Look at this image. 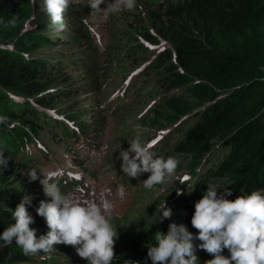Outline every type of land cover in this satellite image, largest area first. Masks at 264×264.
<instances>
[{"label":"trees","instance_id":"16d2710c","mask_svg":"<svg viewBox=\"0 0 264 264\" xmlns=\"http://www.w3.org/2000/svg\"><path fill=\"white\" fill-rule=\"evenodd\" d=\"M36 1L0 0V151L10 160L7 168L0 169V235L14 223L12 213L24 196L37 198L35 205H26L34 220L30 229L36 233L49 231L45 218L36 210L40 201L50 198L45 196L39 179L31 181L28 176L31 169L42 176L50 173L35 159L42 155L46 158L48 138H55L58 129L57 114L46 112L69 113L67 118L78 125H66L67 133L75 137L90 135L95 121L86 120L84 124L89 111L74 108L75 102L72 104L68 95L82 85L87 96L92 90L96 94L94 85L114 70L116 75H126L124 81L129 79L134 89L140 84L137 93L148 88L143 85L145 79L157 82L150 96L159 97L149 105L148 121L153 130L173 128L176 135L166 138V132H162L152 144H161V152L170 151L180 167L181 157L189 158L188 180L198 174V168L209 164V156L200 160L201 156L213 153L220 145L229 152L216 158L208 173L210 178L228 181L218 194L228 188L233 194L226 198L235 200L264 189V0H165L163 4L161 0H137V7L130 11L138 27L132 34L124 29L125 19L121 26L115 17H109L110 22H116L117 33L108 51L110 59L104 60L97 59V47L90 42V31L81 21L92 13L89 4L75 7L70 3L73 6L66 9L61 29L47 14L37 20ZM146 5L149 10H145ZM35 19L38 22L32 25ZM51 30L50 35L44 34ZM136 34L164 46L145 50L143 43H137ZM72 72L81 80L85 77V83L80 87L72 84L69 91L61 86L65 81H76ZM100 87L99 96L104 93ZM176 90L185 94L172 96ZM30 149L36 154L30 155ZM74 149L70 146L71 152ZM63 178L59 174L53 178L61 192ZM198 186L199 182L195 183L176 200L179 210L175 217L182 216L175 223L186 225L194 236L198 235L191 225L194 205L207 191L208 183ZM170 223L157 222L155 227H147L140 239H126L122 246L125 258L133 264H152L148 248L155 246L157 231L167 234ZM200 243L194 241L198 264H206L214 256L200 249ZM21 249L15 239L11 245L0 241V264L33 262ZM63 251L65 246L58 244L47 253L30 255L35 256V263L39 258L45 262L38 264H54L60 262L54 260L55 253ZM222 255L230 258L227 249Z\"/></svg>","mask_w":264,"mask_h":264},{"label":"clouds","instance_id":"9594fccd","mask_svg":"<svg viewBox=\"0 0 264 264\" xmlns=\"http://www.w3.org/2000/svg\"><path fill=\"white\" fill-rule=\"evenodd\" d=\"M39 1L36 2L39 3ZM164 1L161 0L159 3L163 4ZM42 2L46 12L44 13L49 15L51 22L59 25L61 29L64 27L66 9L69 5L73 6L70 3H74L75 7L76 5L89 4L92 13L86 20L83 16L81 21L83 23L86 21L84 27L90 31V42L92 41V44L97 47L95 48L97 59H110L108 51L113 47L114 39L112 34L111 43L106 51L100 54L98 46L93 41V34L95 36L96 33L93 30L94 25L90 22L93 15L101 12L105 18L110 15L115 17L116 22L123 23L124 20L121 16L123 14L126 21L124 29L127 30V33L132 34L138 29L134 23L136 18H132L130 12L137 7V0H110L104 9H101V5H105V0H42ZM124 10H129V12ZM145 10H149V5L145 6ZM118 12L119 14H117ZM116 22H111L113 27ZM151 34L154 36L153 33ZM135 37L137 43L149 45V48L151 45H155L154 47L160 50L164 46L162 45L164 43L151 44L145 41L140 34H136ZM139 70L140 68L137 71ZM82 79L80 77L84 84L85 77ZM125 81H129V79ZM156 84L157 82L148 78L146 87ZM94 86L99 87V82ZM84 89L86 87L82 85V94ZM88 94L91 93L88 91ZM55 112L52 111L50 115L54 116ZM56 114L59 116L57 124L62 136H72L71 132L67 133V126L71 128L73 124L67 118L69 113ZM73 131L76 132V130ZM76 136H73L72 139L76 148L78 147L80 150L79 143L87 135L78 134ZM78 136L80 138L77 140ZM154 139H159V137ZM152 140L144 144H141L139 140H133L129 143L130 147L120 153L121 168L125 175L135 178L142 173H149L148 179L142 183L146 189H152L155 185L162 184L166 177L175 172L179 164L175 157L167 159L156 157L157 148L155 146L157 145L153 146L152 143L155 141ZM65 150L67 157L77 153V151L71 152L70 147ZM47 154L48 152L45 155ZM74 158L77 157L74 156ZM9 161L3 151H0V169L7 168ZM55 175L56 173L50 172L46 176H42L36 169H31L28 172L31 181L39 179L45 196L50 198V201H40L36 210L37 214L46 220L49 228L47 234L37 239L36 230L30 229L34 220L29 215L26 205L31 204V197L24 196L12 213L14 223L3 231L0 241L4 245H11L15 239L16 245L22 248L24 256L33 262L35 256L30 254L47 253L52 250L54 245L65 244L74 247L73 250L66 248V251L77 252L74 254L73 263L80 264L81 258L88 264H112L115 258L114 246L118 239L117 229L112 223L115 205L109 199L113 195L112 189L104 187L98 195L95 192L88 196L83 194L67 195L61 192L59 184L54 181ZM185 179L188 178L185 177ZM116 194L121 199L124 198L125 189L122 185L117 188ZM176 194L179 196L183 192L177 191ZM232 194L228 188L223 189V192L219 194L217 189L208 188L202 198L195 203L191 225L197 230L198 235L194 236L183 223L175 222L169 224L167 234L157 231L154 236L156 244L148 248L147 253L152 264H198L197 246L194 245L196 240L201 242L198 246L200 249L214 256L206 264H264V189L253 191L246 196L240 195L235 200L226 198ZM175 204L176 206L168 207L164 201L161 211L158 213L157 222L162 224L166 219H171L172 214L175 215L179 210L176 202ZM8 210L10 211V209ZM181 216L182 213L176 218L179 219ZM225 249L229 251L230 258L222 255ZM61 253H55V256L63 259ZM40 262H45V259L38 258L37 263ZM125 264H133V262L125 261Z\"/></svg>","mask_w":264,"mask_h":264},{"label":"rangeland","instance_id":"374dc122","mask_svg":"<svg viewBox=\"0 0 264 264\" xmlns=\"http://www.w3.org/2000/svg\"><path fill=\"white\" fill-rule=\"evenodd\" d=\"M36 1V0H35ZM107 0L104 9L109 3ZM34 10L36 13L37 20H41L45 14L44 6L42 0L39 3H34ZM129 12V10H124ZM45 12V13H44ZM123 20L124 15L121 14ZM109 16L106 18L101 12L93 15L90 22L94 25L93 30L96 32L95 36L93 34V41L99 48V53L106 51L109 44L112 41V34L117 33V31L112 26L109 21ZM31 23L32 25L38 22ZM122 26V23H120ZM51 31H46L44 34L50 35ZM117 36V34H116ZM145 45V44H144ZM145 50L149 51V45H145ZM151 45L150 48H153ZM65 51V49H64ZM61 51H57V55H60ZM119 57H122L120 53H116ZM70 58H67L69 60ZM118 70V69H117ZM120 72V71H119ZM73 73V79L70 83L64 82L61 87H65L69 91L72 84L75 87H80L81 80L78 73ZM82 73V72H81ZM126 76V75H125ZM121 72L120 75L115 74V70L110 73H105L101 76L99 84L101 90L104 92L101 96L99 94H82V87L76 90V92H71L68 95L72 99V104L75 102L76 109H80L81 112L89 111L86 119H83V123L86 124V120L95 121L96 125L92 133L84 138V146L76 148L72 137L62 136L61 130L57 129L55 133V138H45L48 142V154L42 157H36L38 162L43 163L44 171L46 173H56L59 174L58 169H61L66 174L70 175V180L66 188L63 189V194L67 195H91L95 192L97 195L99 191L104 187H110L112 189L113 195L109 197L110 200L115 205V209L112 215V223L117 229L118 239L115 242L114 253L115 258L112 264H125V261H130L125 258L123 254V243L128 238H141L147 227L153 228L156 226L158 221V213L161 211V206L163 202L167 204L168 207L175 205L176 200L181 195L177 196V191H182L183 193L186 189L191 188L195 183L199 182L198 189L205 183H208V188H215L218 191L221 185L228 184V181L224 178L216 177L210 178L209 168L216 164L218 160L226 155L229 150L223 149L220 145L214 148L213 153H204L200 160H204L208 157L209 164L204 165L197 169L198 174L191 177L189 180V174L186 172L188 166L189 158L181 157L180 162L182 166L178 164L175 172L166 177L162 184L155 185L152 189H146L142 183L148 179L149 173H142L138 177L132 178L125 175L122 171L121 165L122 160L120 159V153L127 150L133 140H139L141 144L149 142L151 139L158 137L162 132H166V138L170 135L172 138L176 135L175 129L170 128L168 130L152 129L148 121L147 115H149V105L153 102L158 101V97H151L154 93L153 86L148 88H141L142 93H137V89L140 84L133 88L132 82L124 81V77ZM140 78H137L139 82ZM73 82V83H72ZM147 79L144 80L143 85H147ZM86 90V89H84ZM80 95H79V93ZM121 94V98L120 95ZM185 94L182 90H176L171 92L172 96H180ZM115 106V107H114ZM70 107V104H68ZM113 107L111 110L109 108ZM70 109V108H68ZM79 110V111H80ZM52 111H47L46 114L50 115ZM57 113V112H55ZM116 115V116H115ZM56 117H59L56 115ZM193 122V121H192ZM81 123L79 122V125ZM78 124L73 123L72 127H76ZM97 139V140H96ZM163 141V140H162ZM75 148L74 151L77 153L71 154L67 157L66 148ZM157 148L156 157H172L170 151L161 152V145L155 146ZM164 148V147H163ZM29 154V152H28ZM27 154V156H28ZM36 154V152L30 149V155ZM206 154V155H205ZM76 156L77 158H74ZM211 157V159H209ZM75 159V160H73ZM60 175V174H59ZM75 179V181H73ZM140 179V180H138ZM123 186L125 189V196L121 199L117 194V188ZM182 185V186H181ZM37 198L34 197L31 200V204L35 205ZM190 204V202H189ZM40 205V203H39ZM39 207V206H38ZM162 215V213H161ZM171 222H177V218L172 214L171 219H166ZM47 232L41 230L36 233L37 239L40 236L46 235ZM65 248L73 250L74 247L70 245H65ZM21 252L23 250L21 249ZM62 258L54 257V260L58 259L60 262H54V264H74V255L68 251H63ZM19 264H38L35 262H20ZM80 264H88L87 261L80 258Z\"/></svg>","mask_w":264,"mask_h":264},{"label":"bare ground","instance_id":"6f19581e","mask_svg":"<svg viewBox=\"0 0 264 264\" xmlns=\"http://www.w3.org/2000/svg\"><path fill=\"white\" fill-rule=\"evenodd\" d=\"M84 24H86V21L84 22ZM85 32V31H84ZM115 107V106H114ZM113 107H111V108H109L110 110L112 109ZM71 130V129H70ZM89 131V130H88ZM90 134V133H89ZM88 136V135H87ZM97 140V139H96ZM79 145L81 146V147H83L84 146V142L83 141H80V143H79ZM81 149V148H80ZM168 149V148H167ZM58 171H60V172H58L60 175H62L64 178V181H63V183H62V185H63V189L64 188H66V185L68 184V180H70V175L69 174H66V173H64L63 171H61V169H58ZM138 180H140V179H138ZM71 182H72V180H70ZM182 186V185H181ZM63 193V192H62ZM38 259V258H37ZM71 262H69L68 264H70Z\"/></svg>","mask_w":264,"mask_h":264},{"label":"water","instance_id":"95a60500","mask_svg":"<svg viewBox=\"0 0 264 264\" xmlns=\"http://www.w3.org/2000/svg\"><path fill=\"white\" fill-rule=\"evenodd\" d=\"M94 90H95L96 94H98V87L94 86ZM91 95H93V90L91 91Z\"/></svg>","mask_w":264,"mask_h":264}]
</instances>
